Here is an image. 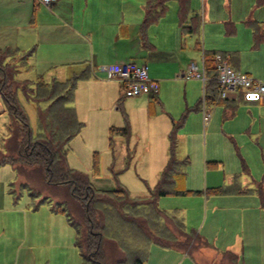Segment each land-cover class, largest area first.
<instances>
[{"label": "rangeland", "instance_id": "rangeland-1", "mask_svg": "<svg viewBox=\"0 0 264 264\" xmlns=\"http://www.w3.org/2000/svg\"><path fill=\"white\" fill-rule=\"evenodd\" d=\"M143 1L125 0L126 16H140L142 11L139 4ZM30 3L29 0H0V47L5 39L11 38L13 31L16 34L19 31L14 26V19L20 17L17 23L23 29L34 16L32 0ZM195 15L200 16L197 32H183L181 42L185 49L173 52L171 57L175 58L174 62L179 61L181 55L180 59L185 65L191 59L198 60L199 64L201 51L213 49L236 53L241 64H249L255 69L261 64L264 42L259 47L255 45L252 22L260 23L264 30V4L258 6L255 0H190L185 25H190ZM171 21L178 24L177 0H171L161 19L147 28L149 40L153 41L152 34L162 24ZM231 29L233 32H229ZM52 37L56 39L55 36ZM197 42L201 47H198ZM19 50L23 53H30L32 50V53L27 60L29 66L21 69L18 78L31 83L36 80L37 75L46 79L47 62L44 63L41 55L44 53L38 51V47ZM17 58L18 54L11 56L9 60L15 61ZM73 69L76 70L74 66ZM77 69L80 73L81 67ZM55 73L54 77H59L57 70ZM252 77L264 83L260 78ZM181 80L186 81V87L182 83L172 97V101L183 102L175 108L179 112L174 121L182 120V126L178 130V134L182 135L177 136L175 154L179 160L187 158V165L183 168L184 180L175 182L174 186L179 190L192 192L158 197L157 207L168 216L181 221L189 234L203 236L215 250L222 251L226 244L239 235L238 241L244 247V256H238L241 259L243 257L244 261L264 264V206L256 191L260 185L264 198V113L255 110L256 117L252 118L249 108L243 106L245 103L239 102L235 104V114L229 117L223 115V105H209L211 118L204 123L202 111L195 112L190 107L185 108L186 102L193 100L197 103L202 99V81L195 78ZM114 81L118 80L110 83L113 86L111 93L115 97L113 105L109 102L95 105L88 110L83 120L77 115L83 127L70 141L67 163L69 167L85 173L98 193L121 187L132 198L142 199L149 196L155 188L161 167L170 156V134L165 135L163 131V117H153L149 110L136 102L137 97L124 96L122 102L118 103L123 89ZM82 93L83 89L78 88L77 92L75 90L71 103L74 108L78 102L76 100L80 103V99H83ZM17 99L27 115L32 132L36 134L38 111L47 107L48 103L28 99L21 88L17 90ZM0 106L3 110L0 113V151H3L9 115L1 98ZM126 123L129 127L128 138L119 134L111 136V127H123ZM19 181L17 172L10 164L0 166V207L7 206L10 201L11 204L31 209L50 208L51 202L48 200L39 203L42 197H30L27 188L19 189ZM213 188L224 190L210 193ZM238 191H244L245 196L240 198L232 195H241ZM106 200L111 201L108 197ZM104 205L98 204V208L103 210L105 226L111 228L117 212H109ZM130 209L125 207L124 212H130ZM58 214L57 218L62 225L55 227L57 234L33 241L32 250L25 246L19 253L16 250L0 252V264H84L74 245L73 228L63 214ZM138 214L151 219L155 215L147 206H139ZM178 239L184 250L197 257L205 255L208 258L209 255L213 264H232L228 257L217 255L206 248V243L201 238L186 241L179 234ZM9 242V239L0 238V250L9 247ZM110 242L106 244L107 248H111ZM148 247L143 250L138 244L140 252L136 253L148 259L151 252L149 244ZM24 250L27 255L21 258Z\"/></svg>", "mask_w": 264, "mask_h": 264}, {"label": "trees", "instance_id": "trees-1", "mask_svg": "<svg viewBox=\"0 0 264 264\" xmlns=\"http://www.w3.org/2000/svg\"><path fill=\"white\" fill-rule=\"evenodd\" d=\"M170 1L145 0V17L141 24L143 30L162 17ZM177 2L182 29L189 34L196 33L199 27L196 17L192 24L185 25L190 0ZM255 2L258 6L264 4V0ZM252 24L254 42L258 45L263 40V31L260 23ZM31 53H23L10 46L0 49V97L9 115L8 133L3 139L4 150L0 151V166L10 164L20 178L19 189L27 188L30 197H42L39 203L48 200L53 212L66 217L75 231V246L84 264H145L144 257L136 252H140V246L143 250L148 249V244L151 243L189 253L179 244L178 235L181 234L186 241L202 237H198L196 233L189 234L181 221L168 216L157 207L158 197L192 192L179 190L174 186L175 182L184 180L183 168L187 165V158L179 160L175 154L177 129L182 120L180 124L173 122L169 135L170 156L149 196L135 199L121 187L98 193L85 173L69 167L67 163L70 141L83 127L71 103L74 100L77 81L86 78L88 73L84 70L65 81L53 79L49 82L42 75H37L33 83L20 80L18 74L21 69L29 66L27 60ZM216 53L228 56L221 51L203 53L207 75V105L214 104L217 97L218 85L213 61ZM16 54L19 58L15 61L9 60ZM232 68L235 69L233 66ZM19 88L28 99L48 103L47 107L38 111L36 134L32 132L27 115L18 103ZM199 105L202 106V99ZM110 134L128 138V124L123 127H111ZM223 190L213 188L210 193H220ZM256 190L264 206L263 191L260 188ZM106 197L111 201H107ZM98 204H105L104 208L107 207L109 212H117V218L111 228L105 226L103 210L98 208ZM139 206L151 208L154 217L151 219L138 214ZM125 207L131 208L130 212H124ZM109 241L111 248L106 246ZM222 255L228 257L232 264H240L238 255L234 252L225 251Z\"/></svg>", "mask_w": 264, "mask_h": 264}, {"label": "crops", "instance_id": "crops-1", "mask_svg": "<svg viewBox=\"0 0 264 264\" xmlns=\"http://www.w3.org/2000/svg\"><path fill=\"white\" fill-rule=\"evenodd\" d=\"M124 1L55 0L48 7L39 1L32 0L31 6L34 16L27 21L23 29L17 23L20 21V17L14 19V26L19 28V31L17 34L13 31L11 38L5 39L0 49L7 46L22 50L38 47V51H40V48H43L40 52L44 53L41 54L44 63L47 62L46 76L48 77L45 76L46 81H52L53 79L65 81V79L68 80L86 70L88 76L79 79L75 89L76 92L78 88L83 89V99H80V103L77 99L76 101L78 102L75 107L80 120H83L88 110L92 109L95 105L104 102H109L111 105L114 104L115 97L111 93L113 86H110L112 80L107 79V74L104 70L106 66L127 61L138 64L146 63L150 77L159 83V90L156 95L137 96L136 102L142 108L149 110L153 114V117H163V131L165 135L166 133L170 134L173 122L180 124V120L174 121L178 116L177 112H179L175 108L179 103L181 105L183 103L181 101H172V97L173 95L175 96L177 87H181L182 83L183 87H186V81L181 80L182 77L179 74L187 68V65L191 61L198 64V60L191 59L185 65L183 60L180 59L181 55H179V61L176 62H174L175 58L171 57L173 52H176V49H185V46L183 47L181 42V37L185 30L182 29L179 16L177 25V22L174 23V21L170 23L165 22L162 24V27L160 26L158 31L152 32L154 38L153 41H150L147 29L143 30L141 27L145 17V0L139 4L142 11L140 16H126L125 10L127 9ZM30 2L31 0H29ZM195 17L198 19L199 24L200 16L198 15L193 16L192 23L196 19ZM158 20L154 23H157ZM262 31L264 36V30L262 29ZM229 32H233V30L231 29ZM52 36H55L56 39H53ZM262 42L264 41L262 40L260 43ZM197 44L198 47H201L199 42ZM213 51L215 50L201 51L202 55L199 65H202L203 53ZM225 53L228 54L227 58L236 71L245 72L264 81V57L261 59V64L256 66L255 69L249 64H243V62L241 64L238 61L236 53ZM73 66L76 70L81 67L80 73L74 70ZM41 68L45 69L44 67ZM67 68L68 70H66ZM56 70L59 77L55 78L54 74H56ZM116 83H119L121 86L119 81ZM123 97V95L119 97L117 102L121 103ZM199 102L200 99L197 103L193 100L190 103L186 102L185 108L190 107L195 112L202 111ZM239 102L245 103L243 106L249 108L252 118L256 117L255 110L264 113V97L258 101H246L242 96H236L235 98L232 94L228 99H221L217 103L209 105H223V115L232 117L235 114V104ZM209 105L206 106L208 113L211 112V109H209L210 112L208 110ZM2 112L3 110L0 106V113ZM210 118L211 113L209 120ZM105 124H108V119ZM181 126L182 122L179 128ZM179 128L177 129L176 137L182 135L178 134ZM167 161L164 163L163 168ZM163 168L161 167V171ZM258 188L262 189L260 185H258ZM238 193L241 195H236L237 193H233L232 195L240 198L245 196L244 191H238ZM49 207L47 209H40V207L38 209L37 207L31 209L27 206L11 204L10 201L7 206L0 207V238L10 240L9 247L0 250V252L16 250L19 253L25 246L29 250H32L33 244L31 243L33 241H38L41 237L51 238L57 234L55 227H60L62 224L59 218H57L59 214L53 212L51 206ZM202 239L206 242V248L214 251L217 255L222 256L223 252L231 251L237 253V255L244 256V247L238 241L240 240L239 235L236 236L234 241L226 244L222 251L215 250L203 236ZM149 246L151 252L148 259H145V264H213L210 261L211 256L209 255L208 258L205 255H198L199 258L196 254L182 252L175 248H166L156 243H151ZM25 255H27V252L24 250L21 258H24ZM238 260L240 264H258L253 261H244L243 257L241 259L239 256Z\"/></svg>", "mask_w": 264, "mask_h": 264}, {"label": "built area", "instance_id": "built-area-1", "mask_svg": "<svg viewBox=\"0 0 264 264\" xmlns=\"http://www.w3.org/2000/svg\"><path fill=\"white\" fill-rule=\"evenodd\" d=\"M50 7L55 0H36ZM215 79L218 85L217 97L214 101L217 103L221 99H228L233 94L242 96L246 101H258L264 97V83L258 81L251 75L236 71L232 68L227 57L221 53L214 55ZM107 79L118 80L123 89V96L137 97L140 95H156L159 90V83L149 75L148 65L146 63H135L132 61L120 62L108 65L104 68ZM180 77L186 79H199L203 83V98L201 110L203 112L204 122H207L210 113L207 112L205 102V84L207 81L204 58L202 65L191 61L187 68L180 72Z\"/></svg>", "mask_w": 264, "mask_h": 264}]
</instances>
